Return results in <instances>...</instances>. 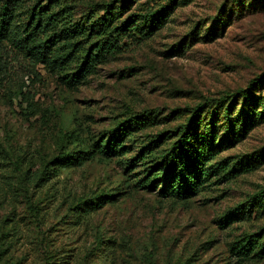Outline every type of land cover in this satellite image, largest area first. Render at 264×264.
<instances>
[{"label":"rangeland","instance_id":"1","mask_svg":"<svg viewBox=\"0 0 264 264\" xmlns=\"http://www.w3.org/2000/svg\"><path fill=\"white\" fill-rule=\"evenodd\" d=\"M250 1L185 0L162 29L129 41L73 90L1 45L0 264H45L49 255L50 264H264V258L238 261L229 250L233 241L263 228L264 217L220 224L227 211L264 187V160L236 177L216 176L185 202L161 198L159 186L144 188L143 161L125 168L146 135L174 136L190 108L243 89L264 72V4ZM137 2L154 8L161 3ZM222 10L228 22L204 38ZM260 80L261 92L254 93L264 96V76ZM127 108L151 111L156 122L125 139L119 157L96 156L55 171L47 182L32 179L42 159L56 154L61 129L78 125L88 144ZM263 151L264 113L215 161ZM101 193L116 196L70 219L79 199ZM97 242L106 250L97 251Z\"/></svg>","mask_w":264,"mask_h":264},{"label":"trees","instance_id":"2","mask_svg":"<svg viewBox=\"0 0 264 264\" xmlns=\"http://www.w3.org/2000/svg\"><path fill=\"white\" fill-rule=\"evenodd\" d=\"M27 1L0 0V48L1 45L7 46L33 67H43L66 89L73 90L129 41L150 37L162 29L185 0H160V6L156 8L148 3L138 5L137 0H29L25 7ZM250 2L264 4V0ZM136 4L139 7L129 13ZM80 6H84V10L76 18ZM233 10L231 6L229 13ZM225 16V10H222L216 25L205 31L204 38L213 36L219 26L228 22L229 18ZM263 76L264 72L250 80L243 89L218 99H206L190 108L187 120L173 131L174 136L165 132L146 135V141L137 147L135 162H126L125 168H134L143 161L147 168L143 187L159 186L158 196L183 202L200 194L216 176L233 178L255 169L263 162L264 151L241 155L236 160H215L221 149L241 139L245 131L262 118L264 96L254 92H261L263 82L260 79ZM237 101L238 109L235 108ZM155 118L151 111L134 112L127 108L122 118L106 132L90 139L88 144L78 125L61 129L56 154L42 159V168L32 179L47 182L55 171L83 165L96 156L102 160L119 157L125 152V139L152 128ZM115 196L101 193L79 199L69 211L70 219L100 209ZM261 217H264V187L227 211L220 218V224ZM98 250L103 252L106 247L97 242ZM229 250L241 262L263 259L264 227L233 241ZM49 258L50 255L46 256L45 264H50Z\"/></svg>","mask_w":264,"mask_h":264}]
</instances>
